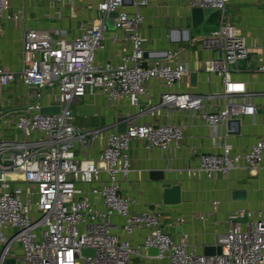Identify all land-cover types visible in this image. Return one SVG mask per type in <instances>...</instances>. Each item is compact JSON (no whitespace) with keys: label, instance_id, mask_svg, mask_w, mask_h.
<instances>
[{"label":"built area","instance_id":"obj_1","mask_svg":"<svg viewBox=\"0 0 264 264\" xmlns=\"http://www.w3.org/2000/svg\"><path fill=\"white\" fill-rule=\"evenodd\" d=\"M91 1L97 5L98 15L89 28L71 38L27 29L22 37L21 68L12 71L0 66V89L20 83L27 97L25 103L0 114V127L8 124L14 134L0 138V264L15 244L21 247L20 264H130L133 256L146 253L150 247L158 250L153 256L166 259L168 264H264L262 210H231L226 216V230L212 243L220 246V253L204 255L195 250L186 232L178 240L163 233L158 211H134L131 199L121 194V182L129 178L131 171L128 150L132 141L168 149L183 137L179 124L136 122L132 115L126 116V129L119 133L116 124L91 128L76 125L71 108L87 92H102L112 102L127 98L137 107L140 99L146 98V106L138 114L156 116L177 109L190 117L199 116L220 136L219 129L228 121L257 112L253 103L257 94L248 91L244 83L230 79V69L249 55L241 30L220 23L201 42L204 49L215 52L205 69L221 76L222 92L167 90L152 102L145 85L149 80L159 79L170 88L189 71L185 61L178 58L184 48L172 53L148 52L145 48L147 38L140 32L143 9L158 6L159 2ZM226 2L188 0L187 5L211 8L222 15ZM10 8L9 0H0V20L23 18ZM115 10L119 14L113 25L123 33L125 43L119 61L99 62L96 53L102 48L107 13ZM258 70L264 72V62ZM47 93L54 97L48 105L58 106V113L41 111ZM216 97L223 100L222 105L207 110V101ZM95 140L102 141L96 158L78 156L77 148H89ZM6 160L10 162L7 165ZM262 163L264 140L242 152H234L231 144L224 142L218 152L201 154L195 166L184 170L189 176L203 174L212 179L236 168H259ZM8 173L20 174L21 178H6ZM17 180L27 188L11 187L10 183ZM212 203L215 208L218 201ZM114 217L121 222H113ZM136 230H145V234L134 245L130 236ZM83 248H92L94 255H83Z\"/></svg>","mask_w":264,"mask_h":264},{"label":"crops","instance_id":"obj_2","mask_svg":"<svg viewBox=\"0 0 264 264\" xmlns=\"http://www.w3.org/2000/svg\"><path fill=\"white\" fill-rule=\"evenodd\" d=\"M9 1L11 12L21 13L23 16L18 20H0V66L12 71L21 68L22 37L25 30H45L54 37L64 35L71 38L89 28L98 15L97 5L91 0ZM157 2L158 6L143 9L145 18L140 25V32L147 38L145 48L148 52L170 53L184 48L178 58L185 61L189 71L179 84L170 88L159 79L149 80L145 84L148 98L156 102L161 93L167 90L198 94L222 92L221 76L205 69L206 61L215 52L204 49L201 42L208 33L223 23L238 27L249 46L248 57L230 69V79L244 83L248 91L257 94L253 98L257 112L228 121L219 129L218 136L199 116L190 117L177 109L161 112L156 116L138 114L139 109L145 108L146 98H141L137 107L131 105L127 98L112 102L102 92H87L76 99L71 108L76 109L74 123L80 126V122H84L88 125L86 128L116 124V118L123 115H133L131 119L136 122H170L182 127V139L165 150L148 147L139 140L132 141L128 150L131 171L129 178L121 182V194L131 199V209L134 211H158L164 224L163 229L173 239L178 240L179 235L186 232L195 250L203 253V247L212 244L215 237L226 230L225 220L231 210L245 207L262 210L264 213V163L259 168H236L224 176L212 179H207L203 174L189 176L184 170L195 166L201 154L218 152L219 145L224 142L231 144L234 152H242L256 141L264 140V72L258 70V66L264 62V0H227L226 10L222 15L215 10L196 26L192 25L188 0ZM212 15L216 18L213 19ZM107 21L108 18L102 48L97 51L96 59L99 62L115 63L119 61V51L125 42L121 39L123 33L114 28L113 21L111 24ZM196 28L203 31L202 39H193L192 33ZM148 52L145 54L148 55ZM192 72L195 73L194 81L190 77ZM26 101L24 86L12 83L0 89V114ZM222 101L219 97L210 99L206 103V109L214 110L222 105ZM53 102L54 97L47 93L43 103L51 107L48 104ZM12 135L14 134L8 129V124L0 127V138ZM101 147L102 141L95 140L89 148H77L76 152L82 158H96ZM150 170H163L164 179H150ZM172 184L180 185L181 201L176 205H165L162 202V189ZM10 186L19 190L27 188L22 180L10 183ZM235 190H244V197L234 198L232 193ZM213 201H218L215 208ZM113 222L118 224L121 219L114 217ZM9 232L7 230L5 233ZM118 232L120 235L124 234L120 229ZM144 234L145 230H136L132 232L130 241L137 245ZM1 249L0 242V252ZM20 255L21 247L15 244L6 258H13L16 264H20ZM130 264H168V261L142 252L133 256Z\"/></svg>","mask_w":264,"mask_h":264},{"label":"water","instance_id":"obj_3","mask_svg":"<svg viewBox=\"0 0 264 264\" xmlns=\"http://www.w3.org/2000/svg\"><path fill=\"white\" fill-rule=\"evenodd\" d=\"M213 10L211 8H201V7H193L191 8V14H192V25L196 26L199 25L203 18L211 14ZM119 12L117 10L111 11L107 13V18L108 21L107 23L111 24L113 19L117 17ZM114 26V25H113ZM145 57H148L147 54H145ZM191 81H194L195 79V73L192 72L190 74ZM41 111L43 113H58L59 108L58 106H51L47 107L44 106L42 107ZM238 121V120H237ZM126 122H127V117L126 116H119L116 118V130L117 132L121 133L124 132L126 129ZM6 165L9 164L10 162L6 160L4 162ZM164 171L163 170H150L149 171V177L152 180H163L164 179ZM234 198H243L245 195L244 190H235L232 193ZM181 201V187L179 184H172L169 186H165L162 189V202L165 205H176L179 204ZM163 233H167L166 231L162 230ZM81 253L83 255H89L93 256L94 255V250L92 248H83L81 250ZM147 253L149 255H156L158 253V250L156 247H150L147 250ZM220 253V246L214 245V244H208L203 247V254L204 255H214V254H219ZM2 264H16L15 259L13 258H6Z\"/></svg>","mask_w":264,"mask_h":264},{"label":"rangeland","instance_id":"obj_4","mask_svg":"<svg viewBox=\"0 0 264 264\" xmlns=\"http://www.w3.org/2000/svg\"><path fill=\"white\" fill-rule=\"evenodd\" d=\"M212 18L215 19L216 18L215 15H212ZM192 34H193V39H202V37H203L202 36L203 31L199 30V28L194 29ZM75 112H76V109L73 110L74 118H75V114H76ZM91 121H95V120H91ZM80 123H81L80 126H84V127L88 126L84 122H80ZM7 178H12V177L11 176H7ZM16 178H18V177H16ZM12 185L14 186L15 184H12Z\"/></svg>","mask_w":264,"mask_h":264},{"label":"bare ground","instance_id":"obj_5","mask_svg":"<svg viewBox=\"0 0 264 264\" xmlns=\"http://www.w3.org/2000/svg\"><path fill=\"white\" fill-rule=\"evenodd\" d=\"M7 176H11L12 178H21V175L20 174H16V173H8V174H5V177L7 178Z\"/></svg>","mask_w":264,"mask_h":264}]
</instances>
